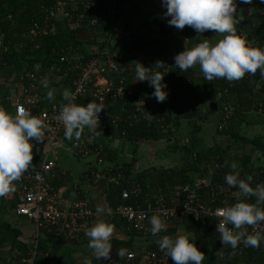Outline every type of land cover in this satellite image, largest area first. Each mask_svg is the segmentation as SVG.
Returning a JSON list of instances; mask_svg holds the SVG:
<instances>
[{
    "label": "trees",
    "instance_id": "16d2710c",
    "mask_svg": "<svg viewBox=\"0 0 264 264\" xmlns=\"http://www.w3.org/2000/svg\"><path fill=\"white\" fill-rule=\"evenodd\" d=\"M52 1L53 0H0V16L6 14L7 17L4 18L6 19L5 22L10 23L9 29L4 32L3 35H0L3 43V47L0 49V70L17 60H25L28 55L40 50L48 41V37H33L32 32L34 24L40 21V8L43 5H51ZM128 1L129 0H119V19L123 15V4ZM259 5H261L259 2H254L252 5L237 6L236 16L238 18V15H240L243 18L240 23L236 25V29L238 34L241 32L245 34L248 41L255 40L256 43L253 44L254 47L264 48V11L258 10ZM162 8L164 16L166 9L163 6ZM153 22L158 26L159 24H161L162 27L165 25L164 19L159 16H154ZM254 22H259L260 25L256 27ZM64 28L67 30L65 31ZM64 28H57L55 33L58 32L61 34V32H65L66 36L69 38V45L54 49L53 52L56 54H60L62 49L67 53L75 54L81 52V49L87 46L107 47L109 44L108 38L110 35H108L103 29L70 30L69 26H64ZM260 29L262 30L260 31ZM166 33L164 30H158L156 35L151 34L150 32L131 34V40L128 44L126 43V40L123 39L121 42L123 44L122 47L129 53V62L125 63L123 70H125L124 75H135L137 63L142 64L145 68L152 69L154 72H159L161 75L165 74L167 70L175 77V82H178L177 86L175 85V87H173V89L175 88L176 90L173 93L172 100L160 103L159 108L154 115L147 117L145 113H141L137 110L136 104L143 100L141 95H137L133 100H122L111 96L106 103L108 115L119 116L122 121L117 125L109 124L106 128L97 126L94 130L98 135L112 137L118 142L124 141L127 144H130V146H133V154L135 155L138 152L137 148L140 141L146 140L157 142L163 139V137H160L156 132L157 126L159 125L174 127L176 129L173 131L175 134H177V128H182V124L191 126L193 129L197 128L198 125L206 120L207 115L205 111H199L198 108L191 109V105L196 106L198 104H207L208 100H216L220 94L224 95L221 100L222 102H229L230 96H235V104L230 105L234 107L238 106L239 111L240 109L244 110V108L253 107L255 103H258L264 112V90L259 94H257L255 90L256 87L263 82V77L259 70L255 75L246 74L244 78L231 82L220 78L208 81L204 79L203 74L201 73L200 81L203 95L200 96L196 92L193 84L194 67L186 72H181L175 67L174 57L176 55L183 52L186 48H191L193 45L199 44L203 42L204 39H209L212 36H216L214 40L217 43L223 38L222 34L218 37L217 33L211 30L198 34L194 29L188 26H185L183 30H176V33L180 34L179 37H175L176 34H174L173 37H170L168 40L165 35ZM56 57L57 55H54V59H57ZM90 58L91 56L85 55L82 59V63H86ZM72 61L73 62L70 63V65L56 62V68L59 69L58 73L60 76H63V82L66 88L72 87L78 73L76 70L77 61ZM157 62H162L164 64L163 67H156ZM168 63H170L169 66ZM33 72L36 77L35 87H37V89L38 87L42 88L41 81L43 77L39 74V71L34 69ZM25 75L26 73L21 76V79L22 84L25 87L24 89H27L30 87L32 81ZM164 80L166 79L164 78L163 81ZM141 86L142 88L149 87V92L154 91V89L149 86L148 81L142 82ZM6 97L7 96H5L4 99H6ZM62 105L60 104L58 107H61ZM79 105H87V103L82 101ZM3 106L9 109L8 102L5 101ZM209 107L216 110V112L212 114L219 118L218 123L221 125L223 123L222 110L219 112L217 110V105L214 103H211V105L209 103ZM110 109L111 112L108 111ZM134 116L135 118H138V121L129 119V117L131 118ZM232 119L230 121H232ZM160 120H162V122H159ZM193 129H191V132L194 131ZM229 134L232 133L229 132ZM236 135L238 134H235V140L241 139L244 142H249ZM174 136L176 137L179 135ZM166 140L170 142L172 141L171 138ZM91 146L98 147L93 144ZM172 148H174L173 150L175 153L181 152L191 156H193L195 152V150L193 151L190 149L188 143L182 145L176 142L173 143ZM100 150L102 152L103 165L99 166L98 163L94 161L92 170L96 171L98 168H102L104 170L111 169L113 172H122L131 187L139 186L141 192L140 203L143 207L147 205V202L153 201L154 198L170 194V192L177 186L183 184H195V178L192 177V173H197L200 175V179H207L211 182L220 178L215 176V172L217 173L216 169L213 168V172L209 169L208 165L210 166L213 164V160L208 154L207 165L202 169L198 165V162L191 160L189 163L188 161H185L184 166L179 169H153L152 171H139L138 168L136 169L137 160H135V158L129 163L118 161L120 160L118 154L113 152L110 148H100ZM214 151V149H208V153ZM227 172L228 171H221V173H219L221 175H227ZM228 173L233 174L230 171ZM53 184L56 188H59L56 181H54ZM100 184L105 194V200L102 206L105 210L109 208L111 209L112 207L116 208L123 203L121 199V186L126 187V184L120 186L108 184L106 182ZM15 190L18 195L20 191L19 188H15ZM75 200H85V197L80 196ZM247 202L255 203L256 201L253 197ZM132 203L133 201L128 202V204ZM89 204L94 208V202H89ZM261 207L264 208V205H261ZM105 218L110 224H113L115 228L129 237L128 242L112 240V248L126 250L137 249L144 253L157 251L159 249L158 243L155 241H141L142 243L136 248L135 241H139L137 240L138 235L130 228L126 221L119 219L118 217ZM89 226L90 224L88 227ZM181 227H184L189 233L193 234L194 239H196L195 241L200 246L210 248L224 259L243 261L249 264H260L264 262V252L262 251L261 246L259 248L251 247L242 256H239L238 249L233 250L230 246H223L219 240L220 234L216 232V224L214 221L210 225H205L203 223H195L192 219L187 217L175 219L170 222L169 230L164 236L167 235L169 237H174ZM83 235L84 234H82L80 238ZM69 239L70 238L67 236L62 238L64 241L67 240L68 242L73 243L77 242ZM261 244H263V242H261Z\"/></svg>",
    "mask_w": 264,
    "mask_h": 264
},
{
    "label": "built area",
    "instance_id": "2783aa9c",
    "mask_svg": "<svg viewBox=\"0 0 264 264\" xmlns=\"http://www.w3.org/2000/svg\"><path fill=\"white\" fill-rule=\"evenodd\" d=\"M254 2H259L261 5H259L258 10L264 11V3L261 0H253V3L249 5L254 4ZM245 5L248 4L239 3L238 0L237 6ZM39 13L40 21L33 26V37L49 38L57 28L63 26H69L70 30H98L100 28L110 35L107 47L96 46V50L89 55L91 58L86 63H82L84 56L77 61L76 70L78 73L72 89L74 95L72 102L77 105L82 101L87 104L92 101L103 103L105 109L99 114L100 122L97 126L106 128L109 124L117 125L122 121L119 116L108 115L106 103L111 96L122 100H133L137 95H141L143 100L136 104L137 110L145 113L147 117L154 115L160 103H157L151 97L152 92L148 91L149 87L142 88L141 86L142 89H136L127 86L123 81H117V76L123 71L125 63L129 62L128 58L125 59L119 52H115V49L120 47L122 52L128 55L129 53L122 47L123 44L120 43L117 47L113 43L120 20L119 0H53L51 5H43ZM131 34L127 33L124 37L127 44L130 43ZM2 47L3 43L0 38V49ZM109 49H112L111 52ZM56 55L59 63L70 65L73 62V59H71L72 54L63 49L60 54ZM169 65L170 63H168ZM165 74L171 75L167 70ZM27 78L32 81L30 87L24 90L22 99L15 102L14 112L9 113L15 116L18 107L23 106L32 116L42 119L47 125L42 141L47 142L51 147H56L65 137V127L57 119L61 107H43L42 97L34 92L35 75L28 73ZM255 90L257 94L263 92L264 77L263 82ZM172 97L173 94L168 95L167 102L171 101ZM190 108L196 109L197 105H191ZM235 111L234 106H223V126L228 124ZM134 118L135 116L129 117L131 120H134ZM159 122H162V120ZM72 146L77 158L86 159L92 156L95 157V162L99 166L103 165L100 148L92 147L83 142H75ZM216 167L219 168L217 165ZM55 168L56 163L47 156L42 159L38 167L33 170L27 169L21 178L14 182L20 190L19 194L16 195L17 207L15 212L18 216L33 221L38 228H53L59 237L67 236L74 241H79L85 226L98 221L102 217H118L126 221L130 228L137 233L139 241H158L169 230L170 222L182 217L190 218L195 223L205 225H210L214 221L217 227L222 219L216 215L217 209L237 203L233 193L237 192L238 189L229 187L225 179L219 178L214 182L199 179L192 185L177 186L170 194L154 198L153 201L147 202V205L143 207L140 203L141 192L139 186L131 187L120 171L113 172L111 169L98 168L96 171L92 169L89 171L86 176L88 183L106 182L117 186L127 185L126 187L121 186L123 203L116 208L112 207L111 215H107L106 212L98 215L97 208H93L85 200L67 202L65 198H62L61 189L56 188L53 184ZM257 184H264V180L260 183H255L252 180V187ZM132 201V204H128ZM153 215L160 216L165 225L164 230L156 236L151 234L150 219ZM229 227L231 226L229 225ZM255 231H264V223L247 227L248 234H255ZM250 248L241 242L236 249L239 250V256H242ZM119 249L121 248L112 250L109 260H99L96 264H174L171 258L160 250L144 253L141 250L130 249L127 250L125 257L121 259L116 255ZM261 249L264 252V242L261 244Z\"/></svg>",
    "mask_w": 264,
    "mask_h": 264
},
{
    "label": "crops",
    "instance_id": "0c3cea01",
    "mask_svg": "<svg viewBox=\"0 0 264 264\" xmlns=\"http://www.w3.org/2000/svg\"><path fill=\"white\" fill-rule=\"evenodd\" d=\"M139 2H141V0L133 4L135 8L136 6L139 9L141 8ZM140 12L142 11L140 10ZM123 16L124 15L120 17V22L118 23L120 27L115 35L122 31L121 28L124 26V22L127 21L126 18L125 20L122 19ZM6 17V14L0 16V35H3L10 27V23L5 22L6 19L4 18ZM140 18L144 19L142 15H138L137 20L135 19V25L137 24L136 21L139 24L142 23ZM144 20V22H146L149 18L147 17V19ZM128 23L131 25V22ZM61 28H64V26ZM64 30L66 31L67 29L64 28ZM146 30L147 27H144V29L137 27L133 29L131 33L150 32L153 34L150 29L148 31ZM219 35L220 34H217L218 37H220ZM210 38L209 43L215 44V37L212 36ZM68 39L65 32H61V34L54 32L40 50L31 53L25 60H17L0 70V106L4 107L10 113L14 112V104L17 100L22 99L25 90L21 76L25 73L26 77L28 73L34 74L33 71L34 69L36 70V65L40 66L38 71L43 77L42 80L46 78L49 82L48 89H45L43 85L42 88L38 87L37 89V87H35L34 89V91L42 97L43 107L50 108L64 104L66 101L63 100L62 93L66 89L72 92L73 85L69 88L65 87L63 76H60L58 73L59 69L56 68V62H58V60L54 59L56 53H54L53 50L65 45L68 46ZM119 44L115 43L117 47ZM196 45H193L191 48ZM89 47L90 46H87L81 49V52L72 54V59L79 61L83 56L87 55L86 48ZM116 50L123 58L127 59L126 53L122 52L120 47L119 50ZM198 68L199 66H195L193 70V84L196 92L201 96L203 95L200 81L202 72ZM194 76L197 77L194 78ZM51 89L55 90V99L49 101L46 98V94L47 91ZM5 96H7L6 99H4ZM223 97L224 95L220 94L216 100L221 101ZM229 99L232 101L230 104H235V96H230ZM5 101L9 103V109L3 106ZM209 103L211 105V101L207 104L197 105L199 111H205L207 116L202 124L198 125L197 128H192L194 131L190 132V137L188 134L189 128H187V125L182 124V145H184L183 142H186L187 133L188 137L192 139V141L189 140L187 142L193 144L195 158L197 156L200 158V154L206 150V154L213 160V164L210 166L208 165V167L211 172L214 171L213 168L217 170V173L215 172L216 177L224 179L226 174L221 175V171H230L233 173L231 164L235 162L238 165L236 171L239 172L240 179L246 180L248 176H252L255 183H260L264 180V112L260 108V105L255 103L253 107L244 108V110L240 109V111L238 106V108L235 107L236 111L230 117V120L234 118L232 121L229 120L230 122L228 121L226 126H223L218 123L219 118L212 114L216 112V110L210 108ZM225 103L229 104V102L223 101V106H225ZM217 107V110L221 112L222 107L218 105ZM94 130L89 131L85 128L79 140L73 138V140L69 141L64 137L56 147H51L44 141L39 143L33 141L34 158L28 170H33L38 167L42 159L48 156L56 163L54 181H56V184H58V187L61 189L62 198H65L67 202H73L80 196H84L85 201L88 203L94 202V208H97L102 207L105 200V194L100 184L103 182L88 183L86 181L87 174L94 166L95 157L87 161H80L79 159L82 158H77L74 154L73 143L83 142L90 145H97L101 149L110 148L113 152L118 154V158L120 159L118 161L127 163L131 162L133 158L137 160L136 155L139 153H136V155L133 154L134 149L130 144L124 141L118 142L112 137L98 135ZM229 132L232 134H229ZM235 134H238L236 136L249 142H244L241 139L235 140ZM208 149H214L215 151L207 153ZM136 162V168L141 167V160L138 159ZM216 165L219 168H217ZM228 172L227 174H229ZM15 188L19 187L16 186ZM16 195L17 191L15 190L4 197H0V264H96L98 262V260L94 258L93 250L88 247L89 241L85 233L93 227L95 223L100 222L99 220L90 224L89 227L88 225L85 226L86 228L84 227L82 231L84 235L76 243L68 242L67 240L64 241L62 238L65 237H59L55 229L48 227L38 228L33 221L18 216L15 212L17 207ZM106 222L109 223L108 220H106ZM117 233L126 236L117 228L114 229L112 236H116ZM177 235H182L180 230H178L175 236ZM195 243L198 249L205 255V259L202 262L204 264H249L243 261L224 259L210 248L202 247L196 241ZM135 247L138 248L137 245H135ZM157 251H159V249ZM260 264H264V262Z\"/></svg>",
    "mask_w": 264,
    "mask_h": 264
},
{
    "label": "clouds",
    "instance_id": "9594fccd",
    "mask_svg": "<svg viewBox=\"0 0 264 264\" xmlns=\"http://www.w3.org/2000/svg\"><path fill=\"white\" fill-rule=\"evenodd\" d=\"M238 0H162L166 9L165 18L169 26L183 30L185 26L191 27L198 34L214 31L222 34L223 38L215 44H210L209 39L197 44L193 48H186L174 57L175 67L181 72L199 66L205 80L226 79L237 81L246 74L255 75L260 71L264 77V48L254 47L247 37L241 32L238 34L236 25L241 18H237ZM264 3V0H261ZM239 3L251 4L253 0H239ZM135 69L138 82L148 81L154 89L151 97L157 103H163L168 97L165 91L168 85L162 83L164 76L152 69L145 68L137 63ZM162 62H157L156 67H163ZM39 65L35 68L38 71ZM45 89L49 82L45 78L41 81ZM54 89L48 90L46 98L55 99ZM62 98L67 103L61 106L57 119L65 127V139L79 140L87 128L89 131L96 129L100 122L99 114L105 109L103 103L92 101L85 105L73 103L74 95L70 90H64ZM30 102V101H29ZM47 125L38 117H34L23 106L18 107L17 114L11 115L4 107L0 106V197L15 191V181L33 162V141L42 142L44 130ZM233 174L225 176L226 184L237 188L233 193L237 203L217 209L216 215L222 219L217 224L216 232L220 234L223 246H230L235 250L241 242L244 245L259 248L264 242V231H255L248 234L247 227L264 223V184L251 186L252 176L246 180L239 178L237 163L231 164ZM255 198V203L247 202ZM111 209L105 210L97 207V214L111 215ZM151 234L156 236L164 230V222L158 215L150 219ZM229 225L231 227H229ZM115 226L104 221L95 223L85 235L88 237V247L93 250L96 260H109L112 253L111 238ZM191 235H177L175 237L163 236L157 241L159 250L171 258L174 264H202L205 255L201 252ZM126 249H119L116 255L123 259Z\"/></svg>",
    "mask_w": 264,
    "mask_h": 264
},
{
    "label": "rangeland",
    "instance_id": "374dc122",
    "mask_svg": "<svg viewBox=\"0 0 264 264\" xmlns=\"http://www.w3.org/2000/svg\"><path fill=\"white\" fill-rule=\"evenodd\" d=\"M136 1L138 0H129L128 2H125L123 4V17L122 19L126 20L124 22V26L121 28L122 29V33L120 32L119 34L115 35V38L113 40V43H121L124 39V37L126 36L127 33H131L133 31V29L137 28V27H141L142 29H144V27H147L148 31L150 29V31L153 34H157L158 30L162 31L164 30V32L166 33V37L169 40L170 37H173L174 34L175 37H179V33H176V28L174 26H169L168 24V19L171 18H165L163 16V12H162V0H141V2H139V4H141V8H136L134 7V3H136ZM144 1V2H142ZM138 5V4H137ZM135 8V9H134ZM136 11H134V10ZM140 10L142 12H140ZM138 15H142L144 17V19H147V17L149 18L148 21L144 22L145 20L143 18H140L142 23H138L136 21V25H135V19L137 20ZM154 16H159L162 17L165 21V25L164 27L161 26V24L156 25L153 22V17ZM243 18L240 15H238V18ZM120 22V20H119ZM131 22V25L128 23ZM255 26L258 27L260 25L259 22H254ZM120 27V24H118V29ZM262 29H260L261 31ZM245 35V34H244ZM221 36V34H220ZM216 37V36H215ZM252 44L256 43L255 40H251L249 41ZM96 46H90L89 48H86V53L87 55H90L91 53H93L96 49ZM119 50V48H117ZM112 49H109V51L111 52ZM114 50V49H113ZM122 50V49H120ZM115 52H117V50L115 49ZM127 55V54H126ZM128 59V55L126 56ZM138 66V65H137ZM136 69V68H135ZM199 69V68H198ZM125 70H123L118 76H117V81H123L125 84H127V86H132L136 89H142L141 88V83L142 82H138L135 78V75H124ZM162 76H164V78L166 79L163 83H166L168 85L166 92H168V95H171L174 93V91L176 90L175 88L173 89V87H175V85L177 86V81L175 82V77L171 74V75H167V74H162ZM197 77V76H196ZM194 76V78H196ZM149 91V90H148ZM211 101V103H214L220 107L223 106V102L220 100H208V102ZM215 101V102H214ZM167 102V100L165 101ZM230 103H232V101H229V104L225 105H230ZM109 112H111V109L108 110ZM134 120L138 121V118H134ZM187 128H189V137H190V132H191V126H187ZM176 130L174 127L169 126H163V125H159L157 126L156 132L160 137H163V139H161L160 141L157 142H153V141H146V140H142L139 143V146L137 148V160L140 159L142 162L141 167H139V171H152L153 169H159V170H169V169H174V168H181L184 166L185 161H188V163L191 160H194L196 162H198V165L200 166V168L202 169L203 167H205L207 165V154H206V150L203 151V153L200 154V158L197 156L195 158V156H191V155H186L184 153L181 152H174V148L173 147V143L178 142L179 144H182L181 142V128H177V134H175L173 131ZM174 135H179V136H174ZM186 136L188 137L187 133ZM185 139L186 142L184 143H188V146L190 147L191 150H193V144L187 142V141H192L191 138H187ZM171 138L172 141H167L166 139ZM156 143V144H154ZM154 144V145H153ZM190 144V145H189ZM195 153V152H194ZM208 153V151H207ZM197 155V154H196ZM93 157H89L87 159H79L80 161H87L89 159H92ZM192 177L195 178L194 182H196L197 180H199L201 177L199 174H191ZM99 221H105L106 222V218L102 217L99 219ZM108 223V222H106ZM180 233H182V235H191V237L194 239L193 234L189 233L184 227L180 228ZM142 243L141 241H135V245H138Z\"/></svg>",
    "mask_w": 264,
    "mask_h": 264
},
{
    "label": "water",
    "instance_id": "95a60500",
    "mask_svg": "<svg viewBox=\"0 0 264 264\" xmlns=\"http://www.w3.org/2000/svg\"><path fill=\"white\" fill-rule=\"evenodd\" d=\"M154 144H156V143H154ZM112 237L113 238H111V240L114 239V240L121 241V242H127V241H129V238L126 237V236H123L121 233H117L116 236H112Z\"/></svg>",
    "mask_w": 264,
    "mask_h": 264
}]
</instances>
